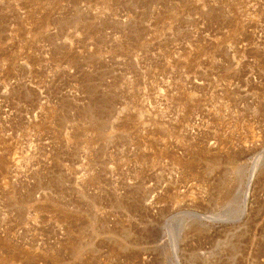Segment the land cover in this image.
<instances>
[{
	"label": "rangeland",
	"instance_id": "obj_1",
	"mask_svg": "<svg viewBox=\"0 0 264 264\" xmlns=\"http://www.w3.org/2000/svg\"><path fill=\"white\" fill-rule=\"evenodd\" d=\"M0 264H264V0H0Z\"/></svg>",
	"mask_w": 264,
	"mask_h": 264
},
{
	"label": "bare ground",
	"instance_id": "obj_2",
	"mask_svg": "<svg viewBox=\"0 0 264 264\" xmlns=\"http://www.w3.org/2000/svg\"><path fill=\"white\" fill-rule=\"evenodd\" d=\"M261 163H262L261 158H257V159L254 161L253 166L251 167V170H250V176H249V181H248V185H247V189H246V191L244 192V200H243V203H244V206H245V207H246V201H247V198H248V195H249L250 187L252 186L251 183H252V180H253V176H254L256 170L258 169V167L260 166ZM244 214H245V208H244V210L242 211V215H243V216H244Z\"/></svg>",
	"mask_w": 264,
	"mask_h": 264
}]
</instances>
